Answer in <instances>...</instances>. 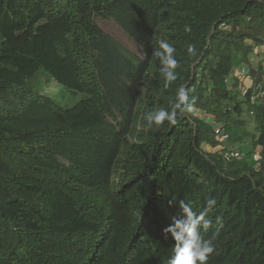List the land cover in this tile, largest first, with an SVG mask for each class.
I'll return each instance as SVG.
<instances>
[{"label": "trees", "instance_id": "1", "mask_svg": "<svg viewBox=\"0 0 264 264\" xmlns=\"http://www.w3.org/2000/svg\"><path fill=\"white\" fill-rule=\"evenodd\" d=\"M257 49L264 0H0V264H264Z\"/></svg>", "mask_w": 264, "mask_h": 264}, {"label": "rangeland", "instance_id": "2", "mask_svg": "<svg viewBox=\"0 0 264 264\" xmlns=\"http://www.w3.org/2000/svg\"><path fill=\"white\" fill-rule=\"evenodd\" d=\"M101 28L123 44L128 50L134 52L138 56H142L141 49L135 44L113 21H100L97 19ZM264 59V50L257 49L251 58V64L257 65L259 61ZM241 67V68H240ZM238 70L244 68L245 72L248 70L247 65H241ZM246 77V76H245ZM242 86L249 88L251 86L250 78H243ZM35 89L40 90L44 95L49 96L54 103L61 108H70L78 101L82 100L83 95L81 93H71L63 86L56 83L48 76L40 75L39 77L30 81ZM197 117L205 119L203 113L193 110ZM208 119V118H206Z\"/></svg>", "mask_w": 264, "mask_h": 264}, {"label": "built area", "instance_id": "3", "mask_svg": "<svg viewBox=\"0 0 264 264\" xmlns=\"http://www.w3.org/2000/svg\"><path fill=\"white\" fill-rule=\"evenodd\" d=\"M247 71V70H246ZM246 73L245 72V69L242 68L240 69L236 74L239 75L240 77H243V78H246ZM209 122L213 125V129H214V133L216 135H219L221 133V128L220 126H217V125H214V122L212 119H208ZM229 158H233V159H238L240 157V154L238 152H231L229 155H228Z\"/></svg>", "mask_w": 264, "mask_h": 264}]
</instances>
